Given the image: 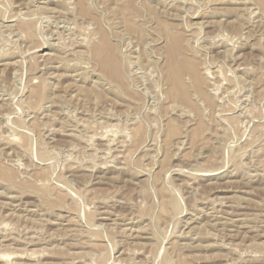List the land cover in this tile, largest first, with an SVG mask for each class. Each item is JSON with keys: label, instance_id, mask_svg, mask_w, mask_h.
<instances>
[{"label": "rangeland", "instance_id": "rangeland-1", "mask_svg": "<svg viewBox=\"0 0 264 264\" xmlns=\"http://www.w3.org/2000/svg\"><path fill=\"white\" fill-rule=\"evenodd\" d=\"M1 254L264 264V0H0Z\"/></svg>", "mask_w": 264, "mask_h": 264}, {"label": "bare ground", "instance_id": "bare-ground-1", "mask_svg": "<svg viewBox=\"0 0 264 264\" xmlns=\"http://www.w3.org/2000/svg\"><path fill=\"white\" fill-rule=\"evenodd\" d=\"M80 0H78V2H79ZM71 8V7H70ZM81 8H82V4H81ZM72 11V10H71ZM86 10H83V12H85ZM53 22V21H52ZM249 25V24H248ZM60 30V29H59ZM54 36V35H53ZM105 39L103 38V40H102V42H103V45H105L106 46V43H105ZM176 41V40H175ZM72 42H73V40H72ZM177 42V41H176ZM67 44V43H66ZM103 45L102 46H100V47H96L95 48V55H99V54H103V53H105L104 52V50H103ZM112 53V50L110 49V52H109V54H108V59H109V61L110 62H112V64L114 65V67H116V63H115V60H114V58H113V56L112 55H110ZM70 65V64H69ZM177 66H178V62L176 61V58H175V49H171L169 52H168V71L170 72V73H173V79H174V84L172 83L171 84V89H170V91H169V93L172 95H175V94H177L178 92H180V88L182 87V77H181V75H180V72L179 71H177ZM148 67V66H147ZM47 68V67H46ZM165 69V68H164ZM145 72H146V70H145ZM132 74V73H131ZM147 74H148V72H147ZM188 74L194 79V81L196 82V83H198V84H201L202 82H201V78L199 77V75H198V73L196 72V69H190V70H188ZM143 76V75H142ZM115 79L118 81L119 79H120V77H119V74H118V72L116 71V73H115ZM133 77V76H132ZM137 77V76H136ZM135 77V78H136ZM216 79V78H215ZM147 80V79H146ZM140 82V81H139ZM146 84V83H145ZM142 85V84H141ZM146 86V85H145ZM143 88V87H142ZM143 92V91H142ZM144 92H145V90H144ZM147 92V91H146ZM149 92V91H148ZM172 92V93H171ZM149 94V93H148ZM154 94V93H153ZM145 95V94H144ZM151 95V94H150ZM228 95V94H227ZM152 96V95H151ZM154 98V97H153ZM205 99L206 100H209V103H212V100L209 98H207L206 96H205ZM219 99V98H218ZM247 103V102H246ZM226 120V119H225ZM224 121V120H223ZM225 123V122H224ZM226 125V124H225ZM139 131V130H138ZM137 132V131H136ZM184 141V140H183ZM183 141L181 142V143H183ZM179 144V143H178ZM106 163V162H105ZM257 176V175H256ZM221 201V200H220ZM222 202V201H221ZM216 204V203H215ZM217 207V206H216ZM214 209V208H213ZM220 218V217H219ZM216 221V220H215ZM226 221V220H225ZM227 222H228V220H227ZM232 222V221H231ZM221 224V223H220ZM222 225V224H221ZM5 226V225H4ZM222 227V226H221ZM224 227V226H223ZM2 229V228H1ZM11 231V230H10ZM217 232V231H216ZM234 232V231H233ZM180 233V232H179ZM186 234V233H185ZM220 235V234H219ZM181 236V235H180ZM232 236V235H231ZM38 237V236H37ZM36 238V237H35ZM135 238V237H134ZM33 240V239H32ZM29 241V240H28ZM34 241V240H33ZM34 243V242H33ZM29 245H30V243H29ZM33 245V244H32ZM225 245V244H224ZM223 245V246H224ZM120 246V245H119ZM223 248V247H222ZM226 248H227V246H226ZM34 252V251H33ZM23 253V252H22ZM31 253V252H30ZM232 253V252H231ZM13 254V253H12ZM24 254H26V256H27V254L28 253H24ZM11 255V254H10ZM18 255V254H17ZM15 256V257H12V260L13 259H15L16 260V258H21V259H24L25 257H23L22 255H19V256ZM32 255V254H31ZM28 256H29V254H28ZM6 257V258H5ZM32 257V256H31ZM5 258V259H4ZM27 258H29V257H27ZM34 258H35V256H34ZM8 260L9 259V255H5V254H1L0 255V260L2 261V260ZM10 261V260H9ZM11 262V261H10ZM6 263V262H5ZM38 263V262H37ZM114 264V263H113Z\"/></svg>", "mask_w": 264, "mask_h": 264}]
</instances>
